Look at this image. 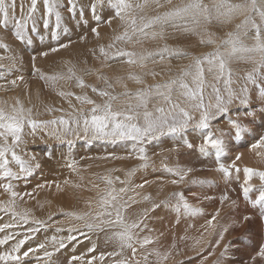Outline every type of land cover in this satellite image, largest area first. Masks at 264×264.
I'll list each match as a JSON object with an SVG mask.
<instances>
[{
    "label": "rangeland",
    "instance_id": "rangeland-1",
    "mask_svg": "<svg viewBox=\"0 0 264 264\" xmlns=\"http://www.w3.org/2000/svg\"><path fill=\"white\" fill-rule=\"evenodd\" d=\"M75 2L78 16L79 9H84L83 19H73L67 12V0H63L64 7L59 9L62 16L61 27L56 28L53 15V18H48L51 23L45 29L44 20L41 19L45 18L43 0H38V10L35 13L37 32H31L30 20L24 43L17 41L12 35L14 26L11 21L7 29L0 28V42L10 49L8 52L0 49V57H5L0 60V64L4 66L0 68V107L10 111L11 106L19 100L26 110H32L33 120L47 122L65 119L70 121L71 129L63 131L64 126L59 123L37 128L35 132L25 127L24 143L17 149V154L30 163L32 174L11 181L0 176V184L11 183L13 191L19 194L13 201L11 195L0 188V209H8L0 210V226L17 224V227L5 228L0 232V239L7 235L14 237L8 244L0 245V253L10 252L13 245L27 237L20 251L21 256L24 251L37 248L42 243L45 247L30 252L27 257H23L21 264H69V260L74 256L82 257L86 264L92 256L101 254H104V260H96L94 264H115L119 260H125L127 264H264V257L258 255L260 247L264 245V220L261 219L259 207H253L249 200L244 198L241 189L245 168L264 171V149L251 147L264 135V118L260 113L264 105L258 98V89L248 84L245 79L255 67V61L260 60V54L238 53L236 57L228 60L226 71L219 80L216 79L218 68L209 72V65H203L205 106L215 104L213 86L219 88L221 96L227 99L224 83V80L228 79L227 70L232 73L231 83L227 87L235 94L242 95L241 89L245 86L249 89V104L245 106L240 104L239 99H234L227 106L226 114L217 113L208 130L216 135L224 134L221 138L224 140L225 152L220 157V163L231 167L232 174L227 179L217 171L219 165L215 150L206 149L207 155L199 151L205 135L203 130L195 127V122L200 118V111L192 107L196 101L187 100L181 95L183 90L178 86L183 80L190 87H196L193 83L196 73L194 60L216 51L217 46L229 39V34L235 35L238 31L242 33L243 30H238L237 25L242 23L245 16L236 13L228 20L224 17L218 19L213 11L210 21L204 20L203 15H198L196 18L199 24L194 25L189 14L176 23H186L195 31L186 32L183 28L173 27L169 23L163 26L155 25L146 30L147 36H142L139 33L132 34L130 26L119 19L112 18L109 25L107 21L112 17L113 10L107 6L97 9V15L101 17L97 22L90 13L89 0ZM132 2L144 4L145 0ZM190 2L191 0H171V3H168L167 0H160L163 6H158L156 0H147L144 8L135 9L133 15L139 24L141 16L147 22L157 15L162 16ZM230 2L242 3L243 0ZM204 3L211 6L213 0H204ZM19 4L20 0H17L18 19ZM29 4L30 0H25V12ZM256 20L259 23V17H256ZM62 26L67 28V32H64ZM92 28L97 29L98 36L93 34ZM126 28L133 39L130 42H115L112 49H107V45L114 42L115 36L121 35ZM49 29L51 32H57L56 40L52 39V33L47 34ZM161 30L163 39L159 35L155 39L151 38L153 32L159 34ZM27 39L32 40L30 45L26 42ZM202 39H211L214 42L201 43ZM242 42L247 46L253 44L251 39L243 37ZM61 44H67L68 47L62 48ZM101 46L109 51L110 57L118 49L135 53L132 59H136L137 63H126L127 57L105 59L99 53ZM54 47L58 48V51L52 52ZM164 47L185 55L165 53L164 59H161L156 53L161 52ZM224 50L223 47L220 48L221 52ZM42 52H48V55L41 56ZM150 53L152 56L145 60L144 67H141L139 57H148ZM10 56L17 57L13 67H9L12 61L7 57ZM33 56L36 57V72L33 69ZM69 69L75 74L70 79ZM186 72L190 75H183ZM40 74L45 77L60 75L64 78L53 83L41 79ZM131 76L138 77L142 82H135L130 79ZM8 78L9 81L16 80V84L9 83ZM77 78L82 79L86 87H78ZM173 80L177 81V84L173 86L171 93L172 102L189 111L193 121L188 128L180 132L168 133L165 130L163 135L157 133L156 138L146 137L142 145H139L145 150L146 162L137 158L139 146L134 140L94 138L91 132L85 134L83 131L81 113L89 114L93 105L77 101L76 96H87L96 105H103L107 98L93 93L92 88L95 87L98 92L107 91L117 97L112 101L113 110L127 111L128 105H133L139 116L132 122L143 126L144 109L135 108L138 104L136 93ZM59 92L72 95L60 96ZM24 93H28L31 99L29 104L24 103ZM157 107H163L165 114L171 110L170 104L153 93L147 111L156 117L160 115L156 112ZM247 111H253L254 115H243ZM75 119H80L79 127L71 123ZM229 119L246 126L250 131L237 140L235 129L228 123ZM185 141L192 144V147H187ZM237 155L241 157L238 161L235 160ZM70 163L73 164L71 168L67 166ZM145 163L147 166L142 167ZM36 164H39V167H35ZM10 167L13 172L19 173L18 165L13 163ZM235 167L240 168L239 173L235 172ZM169 169L188 174L183 181L172 184L173 179L179 180V175H173ZM107 180L112 183H107ZM251 184L254 188L258 187V178L254 177ZM120 188H125L126 191L121 193ZM110 191L120 198L115 203L119 205L127 202L131 205L123 213L128 223L143 221L140 228L132 230L134 239L131 243L136 249L135 254L131 248H121V241L114 235L122 230L120 225L115 227L99 223L100 219H115V210L105 209L101 204V198L106 197ZM176 193H183L189 208L197 210L195 215L178 206ZM257 194L250 193V199H255ZM225 196L226 200L223 199ZM128 197L132 199L129 200ZM155 205L159 207L153 210ZM105 211H112V216L105 215L97 219L99 214ZM77 216H83L84 219H76ZM213 216L215 220H212ZM245 216L250 219L245 220ZM86 223L93 224V228L90 230L85 227ZM221 232L224 234L222 240ZM69 236L75 239L70 241ZM146 237L150 238L152 243L141 247L138 241ZM61 242L64 243V248L59 247ZM93 246L95 251L89 252ZM45 251L51 252L52 255L45 256ZM165 255L168 257L166 260L163 259ZM0 264L4 262L0 261ZM8 264L16 262L9 261ZM72 264H81V261L73 260Z\"/></svg>",
    "mask_w": 264,
    "mask_h": 264
},
{
    "label": "snow or ice",
    "instance_id": "snow-or-ice-1",
    "mask_svg": "<svg viewBox=\"0 0 264 264\" xmlns=\"http://www.w3.org/2000/svg\"><path fill=\"white\" fill-rule=\"evenodd\" d=\"M168 3H171V0H167ZM90 3V11L93 15V18L99 22L101 17L97 15L98 8H104L107 6L112 9V17L107 21L108 24H111V19H119L122 22L127 23L130 26L131 33L136 34L139 33L142 36H147V29L153 28L155 25L171 24L176 28H183L184 31H195L194 28H189L185 23L183 25L177 24V20H183L189 14L192 16V23L194 25H198L199 21L197 20L198 15H203L204 20L210 21L211 13L215 11L217 18L224 17L225 20H228L232 17L233 14L239 13L245 16V19L241 24L237 25V29H242V33L238 31L235 35L229 34V39L223 41L221 45L217 46L216 51L210 53L203 58H196L194 60V64L196 67V73L193 76V83L196 85L195 88L190 87L187 83L181 80L178 84L179 88L183 90L181 95H183L187 100L196 101L195 104L192 105L195 109L200 111V118L195 122V127L199 130H203L205 132L203 143L200 146L199 151L207 155L206 149L211 148L215 150V157L217 164L219 165L217 171L222 173L224 178L227 179L231 176L232 170L231 167H225L222 163H220V157L225 152V144L224 140L221 138L224 134L220 133L216 135L210 129L211 121L216 117L217 113L223 115L228 111V105L233 102L234 99H239L240 104L247 106L250 102V97L248 95L249 89L247 86L241 89L242 95L235 94L230 87H227L231 83V70H227L228 79L224 80L226 85L225 91L227 92V99L221 96L219 88L213 86V91L215 93V104H210L205 106L203 103L204 100V64L209 65V72H213L214 68H218V75L216 79L219 80L226 71V65L228 60L233 57H236L238 53H259L260 60L255 61V67L251 72H249L245 79L248 84L253 85L256 89H258V98L261 101L262 105H264V0H243L242 3H231L230 0H213L211 6L204 3V0H191L190 3L186 4L184 7L176 8L173 11L166 12L164 15H157L152 19H149L147 22L144 21V18L141 16L139 18L140 23H137V18L133 15L135 9H143L145 4H147V0H145L144 4L133 3L132 0H89ZM158 6H163L160 4V0H156ZM38 0H30V4L27 7V11L25 12V0H20V18L18 19L16 16L17 10V0H0V28L7 29L9 22L11 21L14 29L12 35H14L15 39L21 43H24L26 40V32L28 30V22L32 21L31 32L36 33V22H35V13L37 12ZM61 7H64L63 0H43V9H44V28L47 29L49 25V19L53 15L55 16L56 28L59 29L62 23V16L59 11ZM67 12L71 14L73 18L77 16V3L75 0H67ZM79 17L80 19L84 18V9L81 7L79 9ZM256 17H259V23L256 20ZM64 32H67V28L63 29ZM92 32L95 35H99L96 28H92ZM157 35L163 39V30L159 34L153 32L151 38L155 39ZM242 37L245 39H251L253 44L251 46H247L242 42ZM52 39H57V32L52 31ZM133 37L129 34L128 29L121 35H117L114 38V42L107 45V49H112L115 46V42H130ZM29 45L32 43L31 39H27L26 41ZM213 43L214 41L209 39L207 41L201 40V43ZM60 47L66 48L67 44H61ZM223 47L225 50L223 52L220 51V48ZM0 49H3L5 52L10 51L8 46L3 42H0ZM52 52L58 51V48H52ZM99 53L101 56L105 57V59L111 58L116 59L117 57H127L128 59L125 61L128 64H136L137 60L132 59L135 56V53L127 52L124 50H117L110 57V53L105 47L101 46L99 48ZM168 53L169 55L183 56L185 54L170 51L167 47H164L161 52L156 53L159 55L161 59H164V54ZM41 56H47L48 52L40 53ZM152 54L150 53L148 57L141 56L139 57L140 66L144 67V61L150 58ZM5 57H0V60ZM7 59L12 61V64L9 67H13L17 60V57L10 56ZM33 69L34 72L38 71L35 69V60L36 57L33 56ZM251 59V57H249ZM4 67L0 64V68ZM69 79L74 76V72L72 69H69ZM183 75L187 76L190 73H183ZM0 78H2V74H0ZM41 79H45L51 82H56L59 79H63L64 77L60 75H54L51 77H45L43 74H40ZM17 79H23V77H17ZM130 79L134 80L137 83H141L142 81L136 77L131 76ZM12 85L16 84V80L10 81ZM107 83V81H105ZM177 84V81L173 80L164 85H157L154 88H150L147 91L137 92L135 98L138 101V104L135 105L136 109L143 108V119L144 125L140 126L137 123H133L139 116L138 111H134L133 105L129 104L127 111H116L113 110L112 101L117 99L116 96L111 95L107 91H99L93 87L92 92L97 93L101 97H106L107 100L103 105H96L93 100L89 99L87 96H76V100L80 101L83 104L93 105L90 109L89 114L81 113V117L83 120V131L85 134L91 132L94 138H119V139H130L137 142V145H142L144 139L146 137L156 138V134L160 135L165 134V130L168 133H177L180 132L190 126V123L193 121V116L189 111L181 108L180 105L174 104L172 102L171 93L173 90V86ZM77 86L80 88L86 87L84 81L82 79L77 78ZM111 87V85H108ZM164 89L165 91H162ZM155 94L159 97H162L164 102L171 105V110L165 114V110L163 107H157L156 112L160 115L153 117L152 113L147 111V105L149 103V99L152 94ZM60 96H71L72 93H64L59 92ZM125 95H130L125 93ZM215 109V111H212ZM31 109H25L23 105H21L20 101L17 100L14 105L11 106L10 111H6L4 107H0V176L5 180H16L20 179L22 176H30L32 174V166L30 163L21 158L20 155L17 154V149L20 148L21 144L24 143L25 136V127L31 129L32 132H35L37 128L47 127L49 124L64 126L63 131H70V121L65 119H60L59 121L52 120L47 122H37L31 118ZM52 111V109H49ZM260 113L262 118H264V107L260 109ZM246 116H253V111H247L243 113ZM71 123H75L77 127L80 126V119H75L71 121ZM228 123L231 125L233 129H235V138L239 140L241 136L249 132L246 126H242L235 120L229 119ZM254 123V121H253ZM31 134V133H29ZM187 147L191 148L192 144L187 143L185 141ZM253 149H264V135H261L259 139L251 145ZM144 148L139 146L138 148V159L145 161L147 157L144 154ZM259 155V153H258ZM10 156V159H9ZM34 159V157L32 158ZM240 155L235 157V160H240ZM16 164L19 167V173H15L11 170L10 165ZM69 168L73 167V164L67 165ZM142 167H146V163L141 165ZM35 167H39V164H36ZM234 167V164L233 166ZM173 175H179V180L173 179L171 181L172 184H177L185 179L187 176V172H177L175 170L169 169ZM190 171V169H189ZM235 172L239 173L240 168L235 167ZM256 177L259 180V186L254 188L251 184L253 178ZM107 183L111 184V180H107ZM39 187H43V185H39ZM138 187H143V185H138ZM0 188H3L6 193H9L13 198L19 195L17 192L13 191V185L11 183L0 184ZM241 189L243 192V196L246 200L252 204L253 207H259L261 219L264 220V171H255L251 168L244 169V180L243 184H241ZM126 191L125 188H120L119 192L124 193ZM258 193L255 195V199H250V193ZM175 196L178 200V206H182L186 212H190L195 215L197 210H191L184 199L183 193H176ZM210 198V197H209ZM120 198L117 195H114L112 191L107 193L106 197L101 198V204L105 207V209H114L115 210V219H100L99 223L103 225H120L122 230L114 233V235L121 241V248L128 247L132 249L133 254H135L136 249L133 247L131 241L133 239V229H138L143 224V221H133L128 223L124 218V212L127 211L131 205L127 204V202L123 204L115 203ZM129 200L132 197H128ZM148 199V197H145ZM223 199H227L225 196ZM223 202V200H222ZM155 207H159V205H155ZM3 211H7L8 209H0ZM112 216V211L101 212L97 219L100 216ZM15 216V213H13ZM23 218V217H22ZM76 219L83 220V216H77ZM245 220L250 219V217L245 216ZM212 220H215V216L212 217ZM25 222H27L25 220ZM211 224V221H209ZM17 227L16 223L12 224H4L0 226V232L4 231L5 228H13ZM85 227L88 229L93 228V224L86 223ZM99 227V225H97ZM29 231H39V229H29ZM227 231V228L224 229V232ZM224 238L223 232L220 234V240ZM14 239L13 236L7 235L3 239H0V245L8 244L10 240ZM25 239H20L15 245L12 246L10 252L0 253V261L4 262V264H8L9 261H14L16 264H21L23 257H27L30 252H36L39 249H43L45 245L42 243L38 245L37 248H30L28 251H24L22 256L20 255L21 248L26 243ZM55 239V237L53 238ZM70 241L75 239L73 236H69ZM141 247H144L147 244L152 243L150 238H144L143 240L138 241ZM217 245H219V240L216 241ZM60 248H64L65 245L63 242L60 243ZM227 250V246H225V251ZM89 252L95 251V246L88 250ZM120 253H109V255H119ZM45 256H51V252H44ZM224 255V253H221ZM261 257H264V245H262L259 249V253ZM104 254L99 256H92L87 260L86 264H94V261L104 260ZM168 257L165 255L163 257L166 260ZM39 259V257L37 258ZM147 259V257H145ZM207 259V257H204ZM73 260L81 261V264H84V260L82 257L74 256L69 260V264H72ZM115 264H127L125 260L116 261Z\"/></svg>",
    "mask_w": 264,
    "mask_h": 264
},
{
    "label": "bare ground",
    "instance_id": "bare-ground-1",
    "mask_svg": "<svg viewBox=\"0 0 264 264\" xmlns=\"http://www.w3.org/2000/svg\"><path fill=\"white\" fill-rule=\"evenodd\" d=\"M40 12H41V11H40ZM90 13H91V12H90ZM77 16H78V15H77ZM85 17H87V16H85ZM90 17H91V16H90ZM92 17H93V16H92ZM50 18H51V17H50ZM50 18H49V19H50ZM52 18H53V17H52ZM78 18H79V16L76 17L75 20H77ZM88 18H89V17H88ZM39 19H40V18H39ZM39 19H37V20H39ZM41 19L44 20V18H41ZM66 19H67V18H66ZM66 19H65V20H66ZM73 19H74V18H73ZM92 19H93V18H92ZM109 19H110V18H109ZM43 20H42V21H43ZM67 20H68V19H67ZM52 21H54V20H52ZM69 21H70V20H69ZM64 22H66V21H64ZM67 22H68V21H67ZM67 22H66V23H67ZM80 22H81V21H80ZM49 23H51V22H49ZM53 24H54V23H53ZM69 24H70V23H69ZM63 25H64V24H63ZM31 26H32V25H31ZM65 26H66V25H64V27H65ZM53 27H54V26H53ZM62 27H63V26H62ZM64 27H63V28H64ZM67 27H68V25H67ZM83 27H84V26H83ZM68 28H69V27H68ZM54 29H55V28H54ZM41 32H42V31H41ZM46 32H47L48 35H51V33H52L50 29H49L48 31H46ZM72 33H73V32H72ZM72 33H71V34H72ZM47 34H46V35H47ZM69 34H70V32H69ZM45 37H46V36H45ZM90 41H91V40H90ZM69 56H70V55H69ZM42 58H43V57H42ZM37 59H38V58H37ZM43 59H44V58H43ZM46 60H47V59H46ZM36 64H37V63H36ZM38 64H39V63H38ZM40 64H41V61H40ZM35 66H36V65H35ZM37 73H38V72H37ZM6 80H7V78H6ZM5 82H7V81H5ZM8 82L10 83L9 78H8ZM69 85H70V84H69ZM24 90H25V89H24ZM66 96H67V95H66ZM22 97H24V98H23V99H24V103H27V104L30 103V100H31V99L29 98L28 93H24V96H22ZM30 97H31V96H30ZM37 97H38V96H37ZM35 106H36V105H35ZM36 109H37V107H36L34 110H36ZM109 226H110V225H109ZM114 226H115V227H118V225H117V226L114 225ZM105 228H106V227H105ZM94 230H95V229H94ZM133 239H134V237H133ZM133 239H132V240H133ZM37 258H38V257H37ZM37 258H36V261L39 260V259H37ZM40 260H41V259H40ZM33 262H34V261H33ZM45 263H46V262H45ZM28 264H29V263H28Z\"/></svg>",
    "mask_w": 264,
    "mask_h": 264
}]
</instances>
